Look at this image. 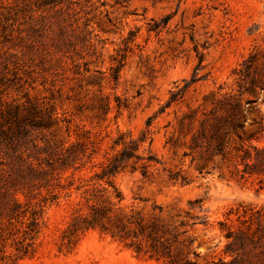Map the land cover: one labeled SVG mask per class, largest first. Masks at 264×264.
Wrapping results in <instances>:
<instances>
[{"label": "rangeland", "instance_id": "1", "mask_svg": "<svg viewBox=\"0 0 264 264\" xmlns=\"http://www.w3.org/2000/svg\"><path fill=\"white\" fill-rule=\"evenodd\" d=\"M0 78L8 99L53 113L57 140L86 142L80 170L41 174L28 199L18 192L22 203H47L26 253L0 239V264H264V225L253 221V244L236 254L225 252L221 225L251 224L236 212L264 207V174L237 180L234 164L216 157L202 168L207 157L192 146L203 111L226 95L247 110L245 139L264 117V88L252 87L264 83V0H0ZM119 131H146L159 163L149 177L119 173L118 202L96 174ZM93 185L107 188L105 216L95 218L84 196ZM118 221L130 235L120 237ZM138 221L157 239L135 236Z\"/></svg>", "mask_w": 264, "mask_h": 264}, {"label": "trees", "instance_id": "2", "mask_svg": "<svg viewBox=\"0 0 264 264\" xmlns=\"http://www.w3.org/2000/svg\"><path fill=\"white\" fill-rule=\"evenodd\" d=\"M257 60L256 53H253L243 62V67L239 70L241 79H246L250 75V69ZM261 82L253 78L252 87L260 86L263 89L264 83ZM1 84L0 81V239L6 242L12 238L15 249L26 253L39 230L47 201L45 199L44 203L37 201L34 205L30 201L22 203L17 197L18 192L24 193L28 199L29 193L26 190L41 174L51 175L54 179L57 172L59 174L68 169L80 170L83 166L81 161L86 142L57 140L52 128L58 125V120H55L53 113L37 109L29 100L18 103L16 98L8 99ZM174 100L170 99L168 105ZM251 101L253 100L248 99L247 103ZM246 113L247 110L236 95H226L212 109L203 111L199 127L192 134V146L201 148L207 157L202 168L207 167L209 160L216 157L224 164L226 161L234 164L236 170H231V176L237 180L254 173L264 174V117L260 123L256 120L251 122L253 134L245 139L243 134H246L244 128L247 122ZM195 117L196 114L189 115L191 119ZM65 126L70 134V126L67 124ZM45 128L50 130L47 136L41 139L32 137L33 129ZM146 135L147 132L143 131L137 138L129 131H119L111 145L112 153L106 157L103 170L96 174V179L104 180L113 188L112 197L118 198V202L123 199L121 191L114 183V178L119 173L127 169L140 170L144 177H149L159 163L151 147L144 148ZM236 138L242 142L239 146L235 145ZM245 141H249L248 145ZM91 159L90 155L89 160ZM32 160H37V163ZM240 164H244V168L241 169ZM214 166H218V162H215ZM171 178H182V182H188L187 177L181 173L173 174ZM106 190V187L98 188L93 185L83 191L86 200L94 209L95 218L107 214V208L100 206L106 201ZM250 210L251 212L247 209L243 212L239 210L236 213L242 223L250 221L251 224L232 229L227 223H221L222 231L228 239L225 252L236 254L249 251L250 244H253V234L256 232L252 226L253 221L258 226L264 225V207L257 209L253 207ZM137 225L139 231L132 232L135 236L143 235L153 240L157 239L156 235L146 230L145 224L141 221H138ZM116 227L121 238L131 234L128 224L123 221H118ZM136 248L138 252L141 251L140 243H137ZM171 263L177 264L173 260ZM232 263L241 264L243 260L235 256Z\"/></svg>", "mask_w": 264, "mask_h": 264}]
</instances>
